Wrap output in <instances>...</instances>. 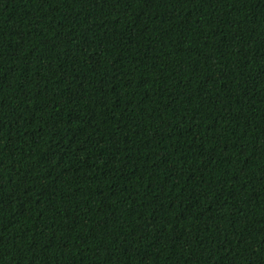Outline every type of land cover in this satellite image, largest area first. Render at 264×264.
I'll return each mask as SVG.
<instances>
[{"label":"trees","instance_id":"obj_1","mask_svg":"<svg viewBox=\"0 0 264 264\" xmlns=\"http://www.w3.org/2000/svg\"><path fill=\"white\" fill-rule=\"evenodd\" d=\"M0 264H264V0H0Z\"/></svg>","mask_w":264,"mask_h":264}]
</instances>
